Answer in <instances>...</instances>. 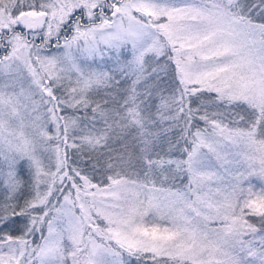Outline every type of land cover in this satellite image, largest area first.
<instances>
[{
  "label": "snow or ice",
  "instance_id": "6c2138e0",
  "mask_svg": "<svg viewBox=\"0 0 264 264\" xmlns=\"http://www.w3.org/2000/svg\"><path fill=\"white\" fill-rule=\"evenodd\" d=\"M0 264H264V0H0Z\"/></svg>",
  "mask_w": 264,
  "mask_h": 264
},
{
  "label": "trees",
  "instance_id": "16d2710c",
  "mask_svg": "<svg viewBox=\"0 0 264 264\" xmlns=\"http://www.w3.org/2000/svg\"><path fill=\"white\" fill-rule=\"evenodd\" d=\"M200 127H201V128H203V127H204L203 123H201ZM94 182H96V181H94Z\"/></svg>",
  "mask_w": 264,
  "mask_h": 264
},
{
  "label": "rangeland",
  "instance_id": "374dc122",
  "mask_svg": "<svg viewBox=\"0 0 264 264\" xmlns=\"http://www.w3.org/2000/svg\"><path fill=\"white\" fill-rule=\"evenodd\" d=\"M63 43V40H61V44Z\"/></svg>",
  "mask_w": 264,
  "mask_h": 264
}]
</instances>
